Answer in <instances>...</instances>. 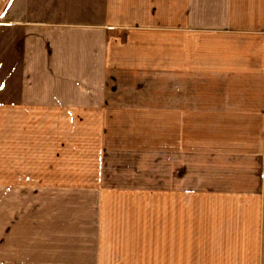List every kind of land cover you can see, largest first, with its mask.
I'll return each mask as SVG.
<instances>
[{
    "label": "crops",
    "instance_id": "obj_1",
    "mask_svg": "<svg viewBox=\"0 0 264 264\" xmlns=\"http://www.w3.org/2000/svg\"><path fill=\"white\" fill-rule=\"evenodd\" d=\"M181 200L264 264V0H0V264H180Z\"/></svg>",
    "mask_w": 264,
    "mask_h": 264
},
{
    "label": "rangeland",
    "instance_id": "obj_2",
    "mask_svg": "<svg viewBox=\"0 0 264 264\" xmlns=\"http://www.w3.org/2000/svg\"><path fill=\"white\" fill-rule=\"evenodd\" d=\"M115 86L127 88L133 92L140 89H147L148 92L157 91V74H116ZM125 89V90H127ZM146 91V92H147ZM131 102H139V94L130 95ZM154 97V96H153ZM151 102H155V97ZM135 114V112H133ZM139 113V112H137ZM117 119L126 120L125 112H117ZM138 116L133 115L130 130L136 132L138 128ZM119 130L127 131V128L120 126ZM149 129V128H148ZM151 130L146 134L151 135ZM180 207V236L178 245L180 247V264H219V248L237 246L244 240L236 239L233 236L238 233V225L233 221L234 215H210L198 214L201 211L197 207L194 214H191L187 206ZM241 229V228H240ZM246 241V240H245ZM213 250V251H211ZM190 252V253H188ZM210 252H213L212 254Z\"/></svg>",
    "mask_w": 264,
    "mask_h": 264
}]
</instances>
